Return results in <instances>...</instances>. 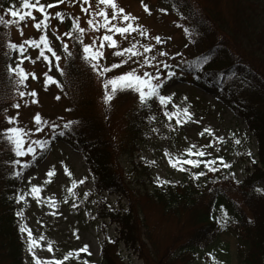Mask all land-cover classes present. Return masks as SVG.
I'll return each mask as SVG.
<instances>
[{
	"label": "trees",
	"instance_id": "obj_1",
	"mask_svg": "<svg viewBox=\"0 0 264 264\" xmlns=\"http://www.w3.org/2000/svg\"><path fill=\"white\" fill-rule=\"evenodd\" d=\"M163 1L190 29L193 40L195 53L178 71L196 83L215 86L225 96L247 126L246 142L251 138L256 141V152L244 145L235 151V161L246 163L241 180L232 164L217 172L207 171L203 164L198 168L184 165L187 170H179L163 154L166 165L180 177L158 185L152 175L153 164L135 162L134 155L150 142L167 140L175 127L174 119L169 121L153 98L147 106L138 100L124 114L122 124L115 125L110 116L115 105L104 102L105 74L93 76L82 44L69 37L72 55L65 52L59 84L68 96L69 121L74 123L59 130L64 132L61 137L80 151L93 177L95 217L117 226L116 238L104 235L100 264H127L118 250L120 242L139 252L144 264H190L224 230L236 238L239 264H264V192L256 191L264 189V0ZM12 2L0 0V12L9 9ZM64 30H73L71 21ZM4 31L0 25V264H25L24 253L29 264H34L27 251V238L23 240L19 231L15 195L23 173L46 149L29 160L30 166L19 177L11 175L20 171V166L12 164L19 158L3 134L6 111L15 93V80L7 71L10 49ZM74 35L79 34L74 31ZM96 86L101 88L100 96ZM128 92L117 91L112 99L116 101ZM170 123L172 128L168 127ZM122 159L127 163V173ZM198 171L206 174L193 180L191 172ZM104 193L124 198L126 205L118 202L117 208L110 207ZM149 209L165 229H173L166 236L168 244L160 258L151 238L154 226H148ZM225 215L227 222L221 226L217 219L223 220ZM147 242L153 250L142 253Z\"/></svg>",
	"mask_w": 264,
	"mask_h": 264
},
{
	"label": "rangeland",
	"instance_id": "obj_2",
	"mask_svg": "<svg viewBox=\"0 0 264 264\" xmlns=\"http://www.w3.org/2000/svg\"><path fill=\"white\" fill-rule=\"evenodd\" d=\"M12 1L8 8L17 10L21 14L28 11L27 8L21 6L22 0ZM40 2L48 4L52 3L53 0H40ZM116 2L125 9L126 13H131L138 18L133 23L140 24L146 28L148 37L141 36L138 29L136 32L125 36L114 34L113 38L117 40L115 47L109 48L108 42L105 41L104 56L99 59L98 67H107L113 63H119L120 59H126L127 62L105 73L104 79L136 68L137 63L143 60L144 55H148L149 58L156 56V61L180 65L181 67L195 53L192 48V37L185 34L184 22L171 10L165 1L143 0V3H141V0H116ZM144 4L148 5L150 11H145ZM89 5V12H83L81 11V0H74V2L73 0H62V3L47 9V11L53 14L56 11H60L65 16L63 22L53 15L49 17L50 23L47 29L37 30L33 27V20L30 17H26L25 20L20 21L19 27L16 24L7 27L3 26L5 28L4 34L7 36L6 39L15 43H20L22 40L29 38L38 40L42 33L46 34L50 46L61 57L58 63L63 70L65 51L61 41L66 42L68 49L70 48L69 37L62 35L66 32L64 25L67 22H73L74 17L79 18L80 27L85 29L83 33H78L83 43L91 44L95 40L98 47L100 38L104 34L105 30L103 27L93 28L87 24L89 19L101 20L100 17L92 15L93 12L98 10L96 0H88L84 7L87 8ZM99 7H103V5ZM159 9H166L167 11L161 12ZM107 11L110 13L111 9L108 8ZM32 13L37 19L42 18L36 9H32ZM0 16H4L5 20L16 19L8 11H1ZM20 29H22L23 35H21ZM56 35H60V40L56 39ZM157 35L162 38V42L159 44L155 40L150 39ZM149 43L153 44L154 47L150 52L144 53L141 46ZM131 44H136L137 49L141 52L139 57L128 59L127 54L122 56L113 55L120 48H127ZM41 47H43V44H41ZM26 49L25 55H30L33 59L37 57L39 49L28 48V46H26ZM160 50L169 53V55H159ZM176 53L180 55H176ZM47 54L50 57V65L42 57L36 60L35 63H31L29 60L24 61V69L28 73L34 72L36 79L29 75L26 87L15 85L11 108L6 111V116L19 113L14 124L10 125L7 119L5 120L7 127H22L26 132L33 128L35 122L32 117L37 112L41 114L44 120L49 121V124L42 125L41 132L30 133V136L34 138H42L48 141V145L43 154L23 173L18 185V192L21 195L29 192L30 184L43 185L40 191L42 202L37 204L33 196L26 195L25 200L27 203L20 201L17 205V210L20 208L24 209L23 218H20L19 224L26 223L32 230L33 236L39 240L41 246L35 247L34 251L42 261L55 259L60 260L61 264H84L86 260L88 264H100L104 235L107 234L111 238H116L118 236L117 226L109 223L107 219L102 221L95 217L97 207L93 198L96 197V194L92 191L93 181L88 166L79 150L60 135H55L60 132L59 128H62L64 123L70 120L69 99L60 84L57 86L55 83L49 82L47 88L44 86L45 77L43 73L48 72L49 75L55 77L58 81L61 76V72L57 71V61L51 57V53ZM16 55L15 51L10 50L8 66L12 65L14 67L18 63ZM156 61L153 62L154 65H156ZM87 62L93 71L92 64L88 60ZM179 68L176 69L177 74L167 80L162 86L161 94L172 96V100L166 105L168 111H173L172 104L178 105L180 110L187 106L192 114L191 118L181 124H176L174 119L173 124L175 127L167 134L168 139L156 140L144 145L139 152L135 153L134 161H147L153 164L152 175L155 179L157 177L161 180L176 179L180 175L166 165L163 158L165 149L174 157H184L188 156L184 149L189 145H196V148H201L206 153L211 154L206 156L212 158L223 156L227 163L232 164L237 179L241 180L246 163L241 160L235 161V151L239 146L244 145L255 153L256 141L251 139L248 143L246 142L245 136L248 133L244 120L215 86L196 83L190 76L181 74L178 71ZM143 70L137 68L138 73L142 74ZM147 70L154 71V67ZM161 71L163 72L164 70L161 69ZM93 72L94 77L100 76L97 71ZM11 75L15 80V74L12 73ZM17 87L20 91L25 92H31L34 89L36 91V102H33V97L29 95L19 96L16 90ZM100 89L96 86L95 90L98 92V96L101 95ZM125 92L129 94L123 95ZM121 93L123 94L118 100L112 99L107 103L110 107L113 103L115 105L110 116L114 119L113 123L118 126L122 124L124 114L134 108L133 106L139 100V94L131 89H124ZM57 96L60 98L56 99ZM185 97L187 98L186 100L184 99ZM98 98L100 99V97ZM17 103L20 107L14 108L13 105ZM51 124H56L58 127L53 129L50 127ZM205 128H211L212 134L205 132L204 135H200ZM54 136L55 138H53ZM220 136L224 137L223 141L215 140V137ZM235 140H239L240 143L236 144ZM210 141H212L211 145L209 144ZM217 148H219V151H217ZM195 150L193 149L194 152ZM18 158L30 160L32 156ZM122 166L125 169V173H127V163L124 159H122ZM65 167H67L71 176L64 172ZM49 169L55 170L50 178L47 176ZM29 176L33 177L31 181L28 180ZM84 177H87V179L82 184H77L73 189L76 194L75 197L69 195L67 189L72 187L71 181L74 179L80 180ZM85 192L88 193L87 197L84 195ZM45 197H54L56 206L54 208L50 207L48 202H44ZM103 199L110 207L117 208L118 202L123 206L126 205V200L118 195H107L104 193ZM73 204L76 207H73ZM53 212L56 214L54 215ZM146 214L149 228L154 226V229L151 230L153 233L151 238L153 240L152 243L159 248L157 258H160L165 246L168 244L166 236H169L170 233L172 234L173 229H165L154 210L149 209ZM41 237L43 239H40ZM21 238L25 240L27 236L22 233ZM49 242H51V251L47 247ZM236 244L237 241L233 233L224 230L218 235L212 245L200 252L195 261L190 264H239ZM85 245H87V250L81 252L78 258L74 250L83 248ZM118 250L125 263L144 264L139 252L129 249L123 242L119 243ZM146 250H153V246L149 242L142 249V253ZM69 252H72V255L65 260L64 257ZM29 262L24 253V263L29 264Z\"/></svg>",
	"mask_w": 264,
	"mask_h": 264
},
{
	"label": "snow or ice",
	"instance_id": "obj_3",
	"mask_svg": "<svg viewBox=\"0 0 264 264\" xmlns=\"http://www.w3.org/2000/svg\"><path fill=\"white\" fill-rule=\"evenodd\" d=\"M74 2V0H73ZM62 3V0H53L52 3L44 4L41 3L40 0H22V7L27 8L28 11L26 13H19L17 10H13L11 8L7 9L6 11L10 12L11 16L16 19L12 20H5L4 16H0V25H3L5 27L16 24L19 27V23L22 20H25L26 17H30L33 20V27L37 30L47 29L49 26V17L55 16L58 18L61 22L64 21L65 16L60 12L56 11L54 14L51 12H48L47 9H51L55 7V5ZM88 3V0H81V11L83 12H89V7H84L85 4ZM98 10L93 12L92 15L98 16L101 18L100 21H96L94 19H89L87 21V24L90 27L97 28V27H103L104 28V34L100 38L99 46H96V41L93 40L91 44L89 43H83V40L80 35H74V31L76 33H83L85 31L84 28L80 27L79 25V18L74 17L72 22V29L70 31L64 32L62 35L71 37L73 40L80 42L83 45V55L84 58L87 59L91 64L93 71H97L100 76H104L105 73L109 72L111 69L118 68L120 65H123L127 62L126 59H120L119 63H113L110 66H100L98 67L99 59L104 56V42H108V47L112 48L117 45V40L113 38L114 34H119L120 36H125L126 34H131L133 32H136L139 29V34L144 37H148V30L144 28L140 24H134L133 21H136L138 18L136 16H133L131 13H126L125 9L123 7H120L116 0H96ZM141 3H143V0H141ZM100 5H103V7H99ZM145 11H150L147 4H144ZM175 6V5H174ZM110 8L111 11H107V9ZM32 9H36L40 14V19H37L33 13ZM161 12H166V9H159ZM118 21V22H116ZM21 35H23L22 29H20ZM185 34L191 35L190 29L185 28ZM56 39L60 40V35H56ZM150 39H153L157 42V44L162 42V38L157 35L153 36ZM63 44L64 51L68 54L69 57H71L72 53L68 49V44L66 42L61 41ZM139 43V42H137ZM41 44H43V47H41ZM39 49V53L35 59H33L30 55H25L27 49ZM143 48L144 53L150 52L151 49H153L154 45L149 43L141 46ZM7 48H9L12 51H15L17 53L16 60L18 63L15 64L13 67L12 65H9L7 68V71L12 74H15V85L17 86H25L26 87V81L31 75L33 79H36V74L28 73L24 67V61L29 60L31 63H35L36 60H39L41 57L45 62H48L49 65L51 64L50 57L47 53H51V57H53L56 61V67L58 72H63V70L59 66V61L61 57L57 55L55 49H53L50 46V43L48 41V37L46 34H41L37 39H25L22 40L20 43H15L12 41H9L7 43ZM124 54H127V58L131 59L132 57H139L141 55V52L139 49H137L136 44H131L127 48H120L118 51L114 52L113 55L116 56H122ZM159 55L161 56H168L169 53L160 50ZM5 55H8V53H5ZM176 55H180L179 53H176ZM154 61H156V56H152L149 58L148 55L143 56V60L139 63H137L136 68H132L129 71L123 72L119 75H113L111 78H105L103 81V85L105 88L104 93V102L107 104L115 95L117 91H122L124 89H131L134 92H137L139 94V101L142 106H147L148 102L155 98V100L159 103L161 108L164 111V115L168 118L169 121H172L175 119L176 124L184 123L186 120L191 118V112L189 111V108L186 106L182 110L179 109L178 105L172 104L173 111H168L166 105L172 100L171 95H164L161 94L162 86L165 84L167 80H170L172 77H174L177 72L176 69L180 67V65H173V64H167L163 61H156V65H154ZM158 65V66H157ZM154 71L147 70L148 68H153ZM137 68L144 69L141 73H138ZM161 69L164 71L162 72ZM50 71V69H49ZM45 79H44V86L47 88L49 82L55 83L57 86H59V81L49 75L48 72L43 73ZM109 86L111 87V91H109ZM17 92L19 96L23 97L25 95H29L33 97V102L35 101L36 91L33 89L31 92H25L20 91L17 87ZM60 97L57 96L56 99H59ZM187 99L186 97L184 98ZM14 108H19L20 105L14 104ZM19 115L17 113L16 115H10L6 116V119L10 125L14 124L16 122V116ZM149 119H154V117H148ZM34 123L33 128L29 129L27 132L22 127H15L10 126L3 129L4 138L7 140V142L11 145V150L16 154L17 157H25V156H32L33 158L37 155L38 151L43 152L47 145L48 141L42 139V138H34L30 136V133H39L41 132L42 125L49 124V121L44 120L41 117V114L37 112L32 117ZM74 122L73 121H66L63 125L65 129H68ZM51 128L56 129L58 126L56 124H51ZM169 128H172V124L170 123L168 125ZM153 131H156V129H153ZM212 134L211 128H205L203 132L200 133V135H204V133ZM55 135H64L63 131H60L56 133ZM55 138V136L53 137ZM215 140L217 141H223L224 137H215ZM212 141L209 142L211 145ZM236 144H239V140H235ZM193 149H196L195 152ZM217 151H219V148H217ZM184 152L188 154V158L185 159L183 156H175L173 157L167 149L164 151V155L168 157L169 164L172 165V167L177 168L179 170H187L184 168V165H190L193 168H198L201 164L204 165V168L209 172H217L219 168H229L230 164L224 161L223 156H217L215 158L207 159V160H201L199 157H203L205 155H211L210 153H206L201 148H196V145H189L187 148L184 149ZM250 155V153H249ZM195 156L197 158L193 159L192 157ZM219 161V163H217ZM12 164L19 165L20 171L12 172L11 175L14 177H19L23 171V169L28 168L31 164V161L27 159H16L12 161ZM54 169H49L47 176L50 178L54 174ZM64 172L67 173L69 176H71V173L68 171L67 167L64 168ZM206 173L204 171H198V172H191V178L193 180L198 179L200 176H204ZM235 177L233 176V179ZM33 177L29 176L28 180L31 181ZM87 179V177H84L80 180H72L71 184L72 187H69L67 189V192L72 197H75V192L73 189L76 187L77 184H82L84 180ZM47 182V181H45ZM158 185L160 184H167L172 183L171 181L161 180L159 177L156 178L155 181ZM239 183V181H237ZM43 185H37V184H30V190L29 192L21 195L17 193L15 195V200L17 203L20 201L25 200L26 195L33 196L34 199H36L37 204H40L42 202L40 198V191ZM257 192H264V189H256ZM84 195L87 197L88 193L85 192ZM44 202H48L50 207H55L56 203L54 200V197H45ZM73 207H76L75 204H73ZM24 209L20 208L16 211L15 215L18 218H23ZM55 215L56 213L53 212ZM217 222L223 226L227 222V216L225 215L223 220L217 219ZM19 231L21 233H27V239H26V246L27 251L32 255L34 264H61L60 260H44L42 261L35 253L34 248L37 246H41L39 244V240L33 236L32 230L28 227L26 223H21L19 225ZM40 239H43L41 237ZM48 250L51 251V242L47 245ZM87 250V245H85L83 248L74 250L77 257L79 258V254L81 252H85ZM72 255V252H69L65 255L64 259L67 260L69 256ZM211 255V254H209ZM84 264H88V262L85 260Z\"/></svg>",
	"mask_w": 264,
	"mask_h": 264
}]
</instances>
